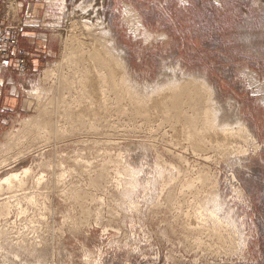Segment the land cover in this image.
<instances>
[{
  "label": "rangeland",
  "instance_id": "rangeland-1",
  "mask_svg": "<svg viewBox=\"0 0 264 264\" xmlns=\"http://www.w3.org/2000/svg\"><path fill=\"white\" fill-rule=\"evenodd\" d=\"M31 1L0 264H264V0Z\"/></svg>",
  "mask_w": 264,
  "mask_h": 264
},
{
  "label": "crops",
  "instance_id": "crops-1",
  "mask_svg": "<svg viewBox=\"0 0 264 264\" xmlns=\"http://www.w3.org/2000/svg\"><path fill=\"white\" fill-rule=\"evenodd\" d=\"M18 13L11 19L9 20V25L8 27L11 28L13 31L9 32V34L16 35L18 40L24 37L29 38V42H33L34 44L33 47L39 48L38 45L41 43L40 38H37L36 33L30 32V31H25L27 29V26H31L33 21L37 19L39 14L41 13L40 8L38 5H35L31 0H18ZM1 8H3V5L0 3V21L2 22V25L4 23H8L7 19L5 17H2L4 15V11L1 12ZM5 16V15H4ZM4 22L2 21L3 19ZM50 47V45H49ZM42 53H51L49 50H42L38 51ZM14 70L16 68L15 63L13 62V58L11 55L5 56L3 59L0 60V99H4V104L11 106V103H14L17 101V96L14 94L16 91L15 86H11L9 92L6 89H3V84H4V79H1V73L7 70ZM8 83L13 84V79L10 78Z\"/></svg>",
  "mask_w": 264,
  "mask_h": 264
},
{
  "label": "built area",
  "instance_id": "built-area-1",
  "mask_svg": "<svg viewBox=\"0 0 264 264\" xmlns=\"http://www.w3.org/2000/svg\"><path fill=\"white\" fill-rule=\"evenodd\" d=\"M15 1L16 4H14ZM15 1L0 0L3 5L1 12L4 11L8 17L12 15L13 18L18 13V3L17 0ZM7 55H11L13 60L16 61L20 73L27 71V55L23 50L19 49L17 36L9 34L0 21V60Z\"/></svg>",
  "mask_w": 264,
  "mask_h": 264
}]
</instances>
